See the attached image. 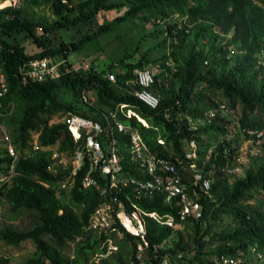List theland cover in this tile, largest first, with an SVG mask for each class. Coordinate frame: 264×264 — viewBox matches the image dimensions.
<instances>
[{
    "label": "trees",
    "instance_id": "16d2710c",
    "mask_svg": "<svg viewBox=\"0 0 264 264\" xmlns=\"http://www.w3.org/2000/svg\"><path fill=\"white\" fill-rule=\"evenodd\" d=\"M23 1L28 5L51 2L56 19L50 24L30 20L19 6L0 11V60L7 79V99L14 103L6 125L22 152L31 150L32 133H38L39 140V148L31 156H19L14 176L0 192V203L8 204L12 218L26 212L32 215L27 229L12 225L0 228V241L7 246L28 240L33 243L34 255L21 264H156L166 257L171 264H209L213 257L221 255L247 264L256 252L264 251V142H259L261 153L250 156L245 175L228 181L239 164L238 141L228 137L230 127L255 141V134L248 131L264 129V0H64L71 4L69 7L63 0ZM112 9L123 11L76 40L53 43L48 35L91 24L100 11ZM6 14L10 17L6 18ZM175 16H186L187 23L179 24ZM130 21L151 23L153 28L140 34L135 48L118 60L115 71L114 65L107 73L91 65L87 70L69 69L72 52ZM38 27L43 34L36 33ZM228 34L231 35L227 37ZM18 35L36 49L27 52L23 44L15 41ZM189 39V47L183 51L181 43ZM205 39L210 41V52L199 50ZM151 40L154 42L139 58L132 59L141 45ZM231 45L241 52L232 55ZM41 57L62 61L61 67L67 70L54 79L22 83L18 66L27 59ZM169 57L175 62L173 67L166 64ZM152 62H159L160 68L150 87L159 96L154 109L137 99L134 90L138 86L133 83L134 70L149 67ZM215 62H221L224 69H217ZM108 74H114L115 81H110ZM82 91L88 93L94 106L82 100ZM65 95L71 99L65 100ZM120 104H126L124 110L131 109L147 126L135 116L127 118L120 113ZM100 110L115 111L117 118L135 128L150 152L158 157H178L176 167L182 180L201 206L200 219L191 215L180 218L175 198L166 204L164 194L154 192L136 199L132 188L125 187L117 191V196L128 212L134 204L146 213L172 216V225L143 215L144 239L127 232L117 219L115 230L95 232L88 228L89 218L103 198L96 188L81 185L86 165L71 175V168L51 159L52 149L71 157L79 142L74 143L65 123L49 121L54 115L70 111L104 125ZM223 110L233 115L229 118ZM190 141L197 143L196 162L210 181L208 194L199 192L191 183V160L185 157ZM119 145L124 152L125 136H119ZM205 145L211 147L202 153ZM122 163L125 170L135 174L127 157ZM93 176L101 184L106 181L98 173ZM65 189L67 201L60 198ZM256 196L255 204L249 203ZM215 222L222 227L213 229ZM109 240L114 249L108 248ZM144 241L147 247L141 251L139 246ZM0 264L5 262L0 260Z\"/></svg>",
    "mask_w": 264,
    "mask_h": 264
},
{
    "label": "built area",
    "instance_id": "2783aa9c",
    "mask_svg": "<svg viewBox=\"0 0 264 264\" xmlns=\"http://www.w3.org/2000/svg\"><path fill=\"white\" fill-rule=\"evenodd\" d=\"M21 2L22 0H0V11L9 7H18ZM5 17L9 18L10 14H6ZM36 33L40 35L43 34V31L38 27ZM2 51L3 45L0 43V54ZM61 63L62 61H56L51 57L31 58L23 61L18 66L17 72L22 83L54 79L67 70V67H61ZM88 68L89 65L82 62L78 65L71 64L69 69L78 71L87 70ZM133 73V83L138 86L134 90V95L146 106L152 109L156 108L159 103V96L150 90L151 85L154 83L155 72L150 67H146L137 68ZM107 77L110 81H115L114 74H108ZM7 94V79L3 63L0 60V146L3 149L0 154V192L2 187L9 184L14 176L15 164L19 156L23 154L31 156L39 148V143L36 145L29 144L31 150L22 152L13 143L6 125V118L11 115L14 103L7 99ZM81 97L85 103L94 106L93 100L86 91H82ZM221 106L223 107V105ZM126 107V104H120L117 109L127 118L135 116L137 120L147 126L131 109L124 110ZM100 113L105 121L104 125L100 121L70 111L58 114L57 117L62 116V121L52 122L65 123L74 143L79 142V146L70 157L71 162H73L71 175H76L86 165L81 185L84 188H96L103 198V201L89 218L88 228L95 232L108 229L115 230L113 224L117 219L127 232L139 235L144 239L143 215H149L159 223L172 225V216L159 215L157 212L146 213L134 204H132L134 209L128 212L124 201L117 196V191L125 187L132 188L136 199H144L154 192L163 193L164 203L166 204H169L171 199L175 198V205L179 207L180 218L191 215L195 219H200L202 217L201 206L199 202L191 197L186 184L182 180V174L176 167V162H179L178 157H173V159L158 157L157 154L150 152L135 128L117 118L115 111L100 110ZM248 132L254 133L258 141L264 142V129L255 132L249 130ZM32 134L38 138V133L34 132ZM120 135L127 138V145L124 147L125 153L119 145ZM157 142L162 143V140L158 139ZM197 149V143L190 141L185 152V157L191 160L189 164L192 175L191 183L197 187L199 192L208 194L210 181L204 176L196 162ZM63 154L66 153H58L53 150L50 157L51 159H57V163L62 165L60 157ZM126 157L127 161L133 164L135 174H131L130 171L124 169L122 161L126 160ZM93 173H98L105 178V183L101 184L98 178L93 176ZM72 181L70 177L69 182L72 183ZM194 194L196 195L197 192L195 191ZM126 219L134 227V231L129 229L125 222ZM117 234L121 236L119 232ZM109 242L112 243V241L107 242L108 246ZM145 247H147V243L144 241V245L139 246V249L142 251ZM114 248L112 244L109 249ZM256 254L259 255L258 252ZM180 257L179 254L178 258ZM237 262L238 259L236 258L221 255L213 257L209 264H237ZM156 264H171V261L166 257Z\"/></svg>",
    "mask_w": 264,
    "mask_h": 264
},
{
    "label": "rangeland",
    "instance_id": "374dc122",
    "mask_svg": "<svg viewBox=\"0 0 264 264\" xmlns=\"http://www.w3.org/2000/svg\"><path fill=\"white\" fill-rule=\"evenodd\" d=\"M68 7L71 6L70 3L62 1ZM20 8L23 9V16L37 22H42L46 24L52 23L56 19V14L54 13V7L51 2H41L38 5H28L25 1L21 2L19 5ZM122 9H112L110 11H100L96 17L94 22L91 24L84 23L80 24L77 27L73 26L70 29H59L53 32H50L48 35L51 37L53 43H58L61 40L70 41L76 40L80 37L82 33L88 32L90 33L91 30L95 29L98 23H101L104 20H110L113 17L122 13ZM66 12V9L63 10ZM75 13V12H74ZM175 20L181 23H187L186 16H175ZM153 25L151 23H144L141 24L138 21H130L125 25L117 27L113 32L104 34L99 36L92 42L87 43L84 45L80 50L76 52H72L69 55V61L74 64L78 65L82 62L86 63L97 69L98 71H103L107 73L110 70L111 65H114V71L117 69L118 60L123 56L127 55L135 48V43L139 39L140 34L152 29ZM90 29V30H89ZM231 34H228L229 37ZM191 39V38H190ZM189 40H185L181 43V48L183 51L187 50L189 47ZM12 40V39H11ZM15 41L20 42L25 46V50L27 52H32L36 49L35 45L26 39L23 35H18L15 37ZM227 41L224 40L223 44ZM154 41L151 40L150 42L143 43L141 48L138 50V53L132 59H138L139 55ZM232 55L238 54L241 52L235 45H231ZM199 50L203 52H210V41L203 40L202 43L199 44ZM167 50L166 52H168ZM157 56V55H156ZM174 60L169 57L166 61V64L169 67L174 66ZM213 65L217 69H224V65L221 62H215ZM149 67L155 72L158 73L160 71L159 62L151 63ZM64 99L69 101L71 99L70 95H65ZM224 111V110H223ZM223 114L227 115L229 118L233 113H229L228 111H224ZM58 115H54L50 120V123L60 120L62 121V116L57 117ZM230 138H237L238 143V155L236 157V161L239 162L236 169L230 173L228 176V181L231 183L235 177L245 175V171L250 166V156H257L261 153L260 150V141H255L250 138H246L244 134L238 132L236 128L230 127ZM39 143L37 136L34 134L30 135L29 144L36 145ZM211 146H203V149L208 148L210 149ZM2 146H0V154L2 153ZM53 150L51 155L53 154ZM207 159V157H206ZM62 161L63 167L71 168L73 162H71V158L68 157L66 154H63L60 157ZM259 196L253 197L249 200V203L255 204V200ZM63 201L68 200V189H65L60 196ZM32 215L30 213H23L18 217L12 218V213L9 211V206L7 203H0V228L4 225H12L13 227L24 230L27 229L32 223ZM222 227L221 223L215 222L213 225V229H218ZM166 243H170L168 240ZM112 247V243L109 242L108 248ZM69 249L72 251V246L69 244ZM35 253V247L31 241H24L18 246H7L2 241H0V260L4 261L5 264H21L29 257L33 256ZM254 254L251 257V260H248L247 264H264V251L262 250L260 253ZM239 262V260H238ZM237 262V264H238Z\"/></svg>",
    "mask_w": 264,
    "mask_h": 264
},
{
    "label": "bare ground",
    "instance_id": "6f19581e",
    "mask_svg": "<svg viewBox=\"0 0 264 264\" xmlns=\"http://www.w3.org/2000/svg\"><path fill=\"white\" fill-rule=\"evenodd\" d=\"M140 119L143 121V119H142V118H140ZM125 222L127 223V225H128V227H129V229L134 231V227H133V226L130 224V222H129V221H127V219L125 220Z\"/></svg>",
    "mask_w": 264,
    "mask_h": 264
}]
</instances>
